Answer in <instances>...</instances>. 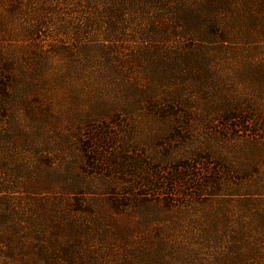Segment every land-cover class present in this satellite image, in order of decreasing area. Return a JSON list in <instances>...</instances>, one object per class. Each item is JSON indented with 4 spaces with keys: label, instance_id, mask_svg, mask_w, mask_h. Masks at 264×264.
Here are the masks:
<instances>
[{
    "label": "rangeland",
    "instance_id": "1",
    "mask_svg": "<svg viewBox=\"0 0 264 264\" xmlns=\"http://www.w3.org/2000/svg\"><path fill=\"white\" fill-rule=\"evenodd\" d=\"M0 264H264V0H0Z\"/></svg>",
    "mask_w": 264,
    "mask_h": 264
}]
</instances>
